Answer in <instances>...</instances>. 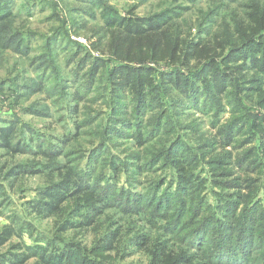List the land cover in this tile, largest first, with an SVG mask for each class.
Returning <instances> with one entry per match:
<instances>
[{
	"label": "rangeland",
	"instance_id": "rangeland-1",
	"mask_svg": "<svg viewBox=\"0 0 264 264\" xmlns=\"http://www.w3.org/2000/svg\"><path fill=\"white\" fill-rule=\"evenodd\" d=\"M251 1L260 4L264 0H244L241 4L229 3L226 7L219 1L189 4L186 0H0V10L6 9L10 12L7 21L0 23V126H8L3 120L15 119L19 124L17 137L22 133L30 134L31 132L27 133L25 130L31 128L34 141L41 138L57 146L58 143L54 141L56 138L59 142V137L65 132L74 134L77 131L76 136H72L71 141L61 149L66 155L60 154L61 163L77 166L87 160L91 148L104 136L112 106H116V118H119L115 124L116 131L108 140L106 153L102 155L101 163L96 166V173H108L120 183L127 175L131 181L135 179L140 182L142 175L134 173L132 170L135 167L131 165L144 162L145 168H150L145 175L146 181H158L170 168L176 166L167 163L165 159L171 152L170 142L179 137L180 142H183V147L178 148L181 153L186 152L187 145H190L197 153L210 156L207 157L208 161L193 165V160L185 155L187 160L184 165L196 175L204 169L203 174L210 177V180L205 182L204 191L212 203L214 198L217 199L215 190L221 191L227 180L233 182L234 178L243 177L235 166L217 167L218 164L212 160H229V154H234V160H240L246 148L253 151L254 158L261 160L264 152V133L258 126L256 132H261L262 136L258 135L252 139L253 143L237 152L228 150L227 153V149L220 151L216 142L209 140V126L215 124L225 132L228 128L223 125L230 122L239 123L237 128L244 125V129H237L235 135L233 134L234 140L243 145L242 142L251 136L244 118L246 111L242 106H250L249 104H253L252 99L257 100L256 92L260 88L259 83L264 79L261 73L252 69L247 62L236 64L230 61L226 67L216 64L214 68L223 70L221 81L227 83L228 94L214 97L208 80L202 79L209 71L202 77H195L190 71L196 63V52L200 53L205 44L204 55L207 57L213 54L208 47L221 48L228 45L227 33L233 30L237 19L244 16L246 9L243 4ZM167 9L175 10L179 17L168 26L139 35H131L124 29L106 24V19L110 16L118 18V21L121 20L119 17H122L125 23L127 18L132 20V16L146 17ZM100 10H103V13L106 10L101 17ZM212 18V24L202 29ZM58 29L61 30L60 35L55 34ZM54 34L55 44L51 47L47 38ZM240 35L242 38L246 37L241 30ZM237 42L239 41H233L228 47ZM253 52L257 50L245 49L233 55V58L242 54L244 57ZM101 62H105L106 66L113 64L117 67L128 65L137 68L138 70L132 71L136 74V79L143 83L144 92L133 87L122 88L117 91L116 102H111L108 96L113 94V91L105 76L107 71L103 73V67L99 68L102 71H92L91 66ZM126 70L123 71L124 75L120 76L121 79L126 77L129 71ZM169 70H173V73L162 77V73ZM40 78L45 89L38 83ZM177 78L180 81L175 86ZM54 84L58 86L48 87ZM194 86H198V93H195ZM180 88L189 94L187 100ZM74 90L83 95L77 103L70 94ZM260 94L262 95L263 91ZM138 99H143L139 108L136 103ZM191 101L202 111L194 109ZM260 102H264V98ZM260 102L254 104L252 112L262 116V121L257 118L252 120L261 122L264 130V105H260ZM76 106L78 108L74 112ZM137 117L143 120L146 127L142 142L139 139H131L129 133H124L128 129L123 127V124L133 122ZM176 132L180 135H176ZM162 133H166V136ZM154 138L156 139L152 141ZM251 144L255 147L252 148ZM165 151L166 154L158 163L149 166L155 154ZM138 156L141 157L140 160L135 158ZM25 157L29 158L27 155L7 153L0 149V166L5 162L8 168L16 167ZM109 163L115 168L110 167ZM184 165L178 164V167L183 166L182 169H185ZM212 172H215L213 176ZM222 172H227L234 178L219 179L218 175ZM250 174H257L261 178L264 169H256ZM241 181L242 179L239 180ZM146 184L142 182V185L135 186L142 188ZM43 186L44 179L39 175L23 174L10 179L5 178L4 170H1L0 188L3 187V193H0V229L10 223L9 217L12 215L20 218L17 227L29 221L39 232L53 236L56 231L50 221L52 219L26 215L27 203L36 198L37 190ZM91 194L85 192L81 197L72 199L68 207L74 208L82 201L93 202ZM80 198L82 201L79 202ZM105 213L110 215L111 221L126 225L120 214L111 209ZM89 231L90 229L81 227L79 231L56 233L65 241L55 245L56 247H65L64 243L74 244H67L70 247L64 248L69 253L66 260L70 264H158L160 260L152 251L151 245L154 242L159 243L162 237L155 234L154 230H142L149 233L150 238L153 237L142 247V251L138 248L123 250V245L122 253L101 255L92 252L93 236ZM22 239L25 245L32 249H51L45 241L39 240L36 233L31 234L26 229L23 230ZM19 240L13 237L10 245ZM169 247H173L177 254L182 250L183 244L177 240L165 241L163 248ZM11 251V247L6 244L0 248V255L8 256ZM192 252L199 256L197 252ZM198 262L201 263L199 258L190 257V264ZM34 263L35 259L32 257L24 264ZM159 264L170 262L161 261Z\"/></svg>",
	"mask_w": 264,
	"mask_h": 264
},
{
	"label": "trees",
	"instance_id": "trees-1",
	"mask_svg": "<svg viewBox=\"0 0 264 264\" xmlns=\"http://www.w3.org/2000/svg\"><path fill=\"white\" fill-rule=\"evenodd\" d=\"M186 1L189 4L200 1H219L222 6L226 7L229 3L241 4L244 0ZM243 5L246 9L244 16L239 17L233 30L227 33L228 45L235 40L239 42L229 47L228 45L221 48H218V46L208 47L213 53L209 57L204 55L205 44L202 51L200 53L197 51L195 55L196 63L192 66L190 72L195 77H202L206 71H209L202 79L206 78L208 80V85H210L214 97L225 94L227 89V83L221 81V77L224 76L223 70L214 68L216 64L226 67L230 61L236 62V64L247 62L252 69L258 70L264 79V1L260 4L251 1ZM105 12L103 13V10H100V17ZM9 13L6 9L0 10V23L7 21ZM178 17L173 9H167L146 17L132 16V20L127 18L125 23L122 17H119L121 20L118 21V18L114 16L109 18L105 16L107 18L106 24L124 29L131 35H139L142 32L168 26ZM213 21V18L208 20L202 29L209 27ZM240 30L244 32L245 38L241 37ZM211 32L212 30L207 35L209 36ZM57 33L60 35L61 30H56L55 34ZM55 34L47 38L51 47L55 44ZM203 42L206 43L205 40ZM245 49H254L257 52L244 57L242 54L237 58H233V55L239 54ZM97 65L91 66L93 67V73L98 72L96 70H101L99 69L101 67L104 68L103 73L107 71L105 76L109 80L113 91V94L108 96L111 102H116L117 91L122 88L129 89L133 87L144 92L143 83L141 80H137L136 74L133 73V71L138 70L137 68L128 65L117 67L113 64L106 66L105 62ZM126 69L129 71L126 77L124 76L121 79L120 76L124 75L123 71H127ZM169 73H173V70L162 73V77ZM179 81L177 78L175 86ZM134 82L135 85H133ZM38 83L41 88L45 89L42 78L38 79ZM259 85L260 88L256 92L258 94L257 100L252 99L253 104H249L250 106H242L246 111L244 118L251 138L244 140L246 142L242 140L243 145L234 140L233 134L235 135L237 129H244V125L237 128L239 123L230 122L223 125L228 128L225 129V132L222 127L212 124L209 126L211 131L209 140L216 142L218 150L224 152L227 149V153L229 151L237 152V150L253 143L252 139L261 135V132L264 133L261 122L252 120L257 118L262 121V116L252 112L254 104L257 105L264 98V81H261ZM51 86H58V84L49 85L48 87ZM193 89L196 91L198 86H194ZM180 91L187 100L189 94L187 95L182 88H180ZM262 91L263 94L261 95ZM57 93L59 94V92ZM70 94L76 103L77 100L83 97L77 90ZM136 103L138 108L141 107L143 99H138ZM191 103L194 109L202 111L193 101ZM260 105H264V102H260ZM77 108L76 106L74 112ZM110 114L108 125L107 123L104 125H107L104 136L91 148L87 160L77 166L61 163L60 160V154L66 155L64 150L61 149L71 141L72 136H76L77 131L74 134L65 132L61 138L59 137V142L56 138L57 140L54 141L58 143L57 146L41 138L34 141L35 138L31 134V128L25 130L27 133L31 132L30 134L25 135L22 133L17 137L19 132L17 121L15 119L3 120L8 126H0V149L7 153L27 155L29 158L26 159L25 157V160H21L16 167L12 166V168H8L7 164L3 162L0 171L4 170V177L10 179L23 174H36L43 177L44 186L37 190L36 198L27 203L26 215L41 217L46 220L52 219L50 221L53 223L56 232L53 236H46V234L39 232L33 223L29 221H25L17 227L20 218L11 215L9 217L10 223L5 224L0 229V248L8 244L12 251L8 256L0 255V264H24L32 257L35 259L34 264H70L66 260L69 258V253L64 248L70 247L67 244H74L64 243L66 244L65 247H56L55 245L65 242L56 233L70 230L79 231L81 227L90 229L89 233L93 236L92 252L96 255L122 253L123 245V250L138 248L142 251V247L153 238L149 237V233L142 232L146 228L149 232L156 231L155 234L162 237L159 243L163 247L165 241L177 240L183 244L182 250L176 254L173 247L163 248L159 243L154 242L151 246H153L152 251L160 258L158 264L161 261L170 262V264H190L191 256L200 259L201 263L196 264H264V175L262 174L260 178L257 174L255 176L250 174L256 169H264V152L263 158L259 161L258 158H254L253 151L248 150L250 148H246L242 152L243 156L240 160H234V154H229V160L221 162L212 160L218 164L217 167L233 165L243 174L241 178H234L227 172L220 173L218 175L219 179L234 178L235 180L234 183L227 180L221 191L215 190L214 194L217 199L214 198L212 203L209 202L204 191L205 182L210 180V177L203 174L204 169L199 175H196L192 169H187L184 165L185 160H187V158H184L185 155L193 160V165L208 161L207 157L210 156L197 153L194 147L190 145H187L186 152L181 153L179 149L183 147V142H180L179 137L170 142L172 143L171 152L165 159L167 163H173L176 166L170 168L162 179L148 183L145 175L150 168H145L144 162H140L131 166L135 167L132 170L134 173L138 176L142 175V180H139L140 182H136L135 179L131 181L127 175L126 179H123V182L120 183L118 179H114L108 173H96V166L101 163V157L106 153L105 147L108 140L116 131L115 124L119 119L116 118L118 114L116 106H112ZM142 121L137 117L133 122L126 125L124 123L123 127L126 126L128 129L124 133H129L131 139H139L142 142L145 138L142 134L146 133V127H144L145 124ZM146 124L149 127L148 120ZM258 126L261 128L259 134L256 132ZM162 134L166 136V133ZM175 134L180 135L178 132ZM155 139H152V141ZM251 147L254 148L255 145L251 144ZM236 152L235 156L237 155ZM164 154H166V151L155 154L149 166L158 163ZM135 158L141 159L140 156ZM178 164H183L185 169H182L183 166L178 167ZM109 165L115 168L114 165L111 166V163ZM214 174L215 172H212L211 176ZM241 179L242 181L239 182ZM142 182L147 183L146 186L142 188L135 186V184L142 185ZM124 183L126 184L124 185ZM227 188L228 190H226ZM2 191L3 187L0 188V193ZM85 192L92 193L93 202H83L80 198L79 202H82L74 208L68 207L72 199L81 197V194L83 195ZM110 209L114 213L120 214L121 219L126 221V225L119 224L118 221H111L110 215L105 213ZM24 229L31 234L36 233L40 241H45L51 247L50 251L47 249L35 250L26 246L22 239ZM13 237L20 240L10 245ZM192 251L197 252L199 256L193 254ZM165 252H167L166 255ZM81 263L88 264L87 262Z\"/></svg>",
	"mask_w": 264,
	"mask_h": 264
}]
</instances>
